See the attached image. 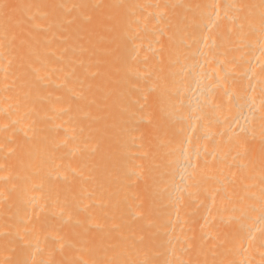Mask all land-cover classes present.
<instances>
[{"label": "bare ground", "instance_id": "obj_1", "mask_svg": "<svg viewBox=\"0 0 264 264\" xmlns=\"http://www.w3.org/2000/svg\"><path fill=\"white\" fill-rule=\"evenodd\" d=\"M0 264H264V0H0Z\"/></svg>", "mask_w": 264, "mask_h": 264}]
</instances>
